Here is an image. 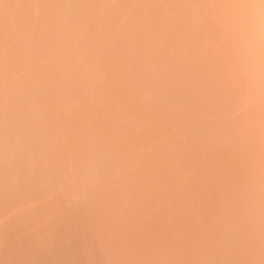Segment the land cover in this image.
Returning a JSON list of instances; mask_svg holds the SVG:
<instances>
[{
    "label": "bare ground",
    "instance_id": "6f19581e",
    "mask_svg": "<svg viewBox=\"0 0 264 264\" xmlns=\"http://www.w3.org/2000/svg\"><path fill=\"white\" fill-rule=\"evenodd\" d=\"M186 1L0 0V98L5 105L0 106V121L5 120V133L19 131L29 135L37 132L41 119L51 112L56 113L49 98L55 92L73 96L77 85V76L73 73L82 71L100 58L107 60L104 64L111 69L123 64L133 74L138 73L135 79L138 84L132 83L133 90L140 91V100L146 104L152 105L158 99H155L159 94L157 84L161 87L162 82H166L169 87L186 88L182 92L166 89L160 95L161 98L170 96L177 99V105L170 108L166 118L175 119L176 124L182 122L184 128L181 130L190 138L185 134L187 138L182 143L168 150L163 143L155 140L153 132L160 128L158 120L146 119L142 125L147 128L149 140H152L147 160L152 158L156 163H162L167 168L165 172L178 179L177 187L181 196L186 198L190 197L194 188L202 187L204 181L210 184L216 179L225 180L231 176L233 170L223 165L225 160L234 162L236 166L238 164L240 168L250 159L257 167L255 180L234 198L235 204L248 194L252 199L241 204L243 210L239 214L227 213L215 220L216 237L203 242L204 253L199 250L195 258L200 260L192 262L264 264V0H205L198 10L187 7ZM135 5L140 7V15L134 13ZM161 8L171 13V21L157 27L150 22V17ZM47 69L51 75L47 73V76L40 77V72ZM56 70L58 72H54ZM30 75H34L35 79L28 77ZM102 84V81L94 84V87L97 86L96 95L100 94L102 101L113 100L108 98L106 87ZM64 87L69 91L63 90ZM117 97L121 98L120 95ZM26 100L33 101L35 105L25 115L22 104ZM200 118H207L206 121L216 125L213 129L233 142L232 146L208 144L203 148L197 145L200 138L196 132L200 126L196 122L194 130L192 124ZM107 120L105 117L103 123ZM133 122L131 118L123 121L111 119L110 128L105 130H110V135L114 132L113 136H107L112 148H122V135L125 134L122 129L128 134L125 144L140 133V129L131 131ZM236 141L243 143L236 144ZM120 159V156H109V153L101 156L97 179L79 202H85L84 208L77 209V212L81 211L80 218L75 219L68 214L66 220L53 223L55 228H47L50 225L36 217L40 212L38 209L35 208L32 213L19 208L11 210L7 205L10 196L0 195V254L19 253V263L15 262V255L14 260L7 264H41L42 261L62 264L64 259L69 260L67 253L50 255L58 247L54 242L57 241V233L61 232L68 235V248L71 250L68 254L80 258L85 255L79 249L85 244L87 229L91 230L89 227L96 220L101 227L105 225V228L112 229L115 225L116 229L129 233L145 219H140V216L146 212L155 219V229L174 232L179 221L181 228L189 227L193 214L183 213L185 203L177 214H170L167 213L169 201L165 206L158 203L157 207H153L142 202L145 196L139 200V191L133 189L124 177L128 163L120 164ZM177 161L185 165L182 170L177 169ZM191 169H194L193 177L188 175ZM165 172L161 178L166 181L168 174ZM115 199L125 204L131 201L132 207L125 205L128 210H124L123 203L119 202L122 211L117 209L120 212L118 216L114 214L117 207L113 205H118ZM98 202L100 206L96 209ZM108 204L111 205L110 212L105 209ZM104 215L107 222L103 219ZM108 217L115 219V224ZM105 232L100 233L105 235ZM94 235L88 237L95 238ZM99 236L98 239L101 238ZM107 237H111L110 234ZM105 239L104 246L103 242L93 239V247L103 246L102 252H105L106 248L114 246L115 241L111 246L112 239L108 238L107 242L111 245L107 247ZM87 242L89 245L92 243L88 239ZM115 243L118 244L117 241ZM93 247H87V254L90 250L94 251ZM114 247V250L110 248L111 251L107 249L105 254L118 251ZM25 249L26 254L22 252ZM98 253L93 254L96 257ZM101 254L104 253H99L103 258ZM106 255L103 260L109 254ZM123 258L126 259V256L123 255Z\"/></svg>",
    "mask_w": 264,
    "mask_h": 264
},
{
    "label": "rangeland",
    "instance_id": "374dc122",
    "mask_svg": "<svg viewBox=\"0 0 264 264\" xmlns=\"http://www.w3.org/2000/svg\"><path fill=\"white\" fill-rule=\"evenodd\" d=\"M204 2L205 0H188L186 4L187 7L198 10L203 6ZM139 8V6L135 5L134 13L140 15ZM170 14L171 13L167 9H157L152 13L150 22H154V25L159 27L171 21ZM162 42H164L163 39ZM106 61L107 60L104 58L96 59L95 62L82 71H75L73 73V76H77V85L72 93L73 96H63L55 92L53 97L49 99L56 113L51 112L46 117L42 118L39 127H37V132L29 135L19 131L5 133V120L1 119L0 195H2V197L10 196L7 205H9L11 210L19 208L23 210V212L32 213L35 208L38 209L40 212L39 215L36 214V217L50 225L47 228H55L52 226L53 223L66 220L68 214H71L75 219L80 218L79 215L81 213L79 212L81 211L77 212V209L84 208L85 202L82 204L79 202L84 198L87 188L92 186L97 179V172L101 167V156L104 154L107 156V153H109V156H120V164L128 163V170L124 177H127L128 182L133 185V189L139 191L140 197L138 199L140 200V198L145 196L142 202L147 206L153 207H157L158 203H160V206H165L169 201L167 213L170 214H177V212L181 211L180 206L182 207V204L185 203L186 205L184 206H186V208L182 207V209H185L183 213L185 215H189V213L193 214L191 222L188 223L189 227L181 228L179 221L175 226L174 232L158 230L153 227V221L155 219L149 217L146 212H143L140 219L143 217H145V219L140 221V225H136L132 232L126 233V230L123 232V229H116L117 227L115 225V228L111 226L112 229L116 231L119 230L120 234L118 231L117 233L110 229V227L105 228V225L101 227L99 221L95 219V223H92L96 225V227L91 223L93 227L90 225L89 228H91V230L87 229L85 244H82V247L79 249L83 250V255L85 254L84 256H80L81 259L77 258V256L75 257V255L68 254L71 252L68 248V235L62 232L57 233V241L54 242V245H58V247L51 251L50 255L67 253V259L69 260L64 259V264H195V262L197 263L200 260L195 258L199 250L204 253L202 248L203 242L216 237V232L218 230L215 220L218 221L223 214H239L243 210V208L240 207L241 204L248 203L252 199L250 194H248L245 195L248 197L243 199L240 198L238 203L235 204L236 199L234 198L237 197V194L243 191L250 182L255 180L257 167L253 162H250V159L245 162L246 165L244 164V166L240 168L238 164L236 166L234 162L225 160L222 162L223 165H225L227 169L233 170L231 176L227 177L225 180L216 179L215 182L211 181L210 184L207 183L208 181H204L203 186H205V184L207 185L199 189L194 188L195 190L190 192L191 195L189 198H186L184 195L181 196V190L177 187L178 179L169 175L171 174L170 172H165L167 168L164 167L162 163H156L152 158L147 160L151 153L149 152V142L152 140H149L150 133L147 128L144 129L142 124L146 119L158 120L160 128L157 132H153L155 134V140L159 141L160 144L163 143L164 147H167L168 150L173 146V148H176V145L182 143L187 136L190 138L188 133L181 130L184 128L182 122L176 124L175 119L170 120L166 118L168 117L167 115L170 112V108L177 105L175 104L177 103V99L170 96H163L161 98L160 95V93L165 92L166 89L171 90L172 88L174 92H182L186 88H182L181 90V88L169 87L168 83L162 82L161 87L159 84L156 85L159 94L155 96V99H158L155 100V103L152 105L146 104L140 100V91L133 90L135 83L138 84V81L135 80L138 73L133 74L134 72H132V70L130 71V69L123 64L119 68L111 69L107 64H104ZM54 72H58V70ZM31 73L32 72L29 74ZM40 73L44 74H41L40 77L47 76V73H49V76L51 75V71L48 69L42 70ZM130 75H132V77H130ZM28 77L35 79L34 75ZM104 80L106 82H104ZM95 81L96 83L98 81L104 83L102 85L106 87L108 98H112L113 100H100V94L96 95L95 89L97 86L94 87V84H96ZM132 83H134L133 86ZM63 90L69 91L65 87ZM117 95H120L121 98H118ZM132 96L134 97L132 98ZM168 103H170V107H168ZM34 105L33 101L26 100L22 104L23 114L26 115L29 109ZM0 106H5L1 98ZM15 108L17 109L16 105ZM102 109L104 110L102 113L106 112L105 115L100 112ZM105 117H107L108 120L104 124L103 121ZM126 118L134 120L133 126L130 128L131 131L135 129H140L141 131H139L140 133L137 136L130 138V140L133 141L129 142L128 140L125 144L124 141L128 139V134L125 129H122V133H125L122 135V148H112L107 136H113L114 132L110 135V130L105 129L110 128L111 119H120L123 121ZM206 119H196L192 124V129L194 130L195 125L198 124L200 126L197 128L198 131L196 132L200 138V140L197 141V145L201 147L204 146L203 148H206L208 144L220 145L222 147L232 146L233 142L226 139L224 134H220L219 131L213 129L216 125L211 123L210 120L206 121ZM196 122L197 124H195ZM216 123L218 126L217 121ZM106 124L107 128H105ZM118 126L115 127L116 130ZM124 128L128 127L124 126ZM239 143H243V141H236V144ZM125 156L126 159L124 160ZM176 163L178 170H182L185 167L184 164H180L178 161ZM193 170L194 169H191L188 172L190 177H193ZM163 172H165L164 174H168L166 181L161 178ZM189 183L191 184V182ZM115 200L118 202V205H113V207H117L114 208L116 211L113 210L116 212L114 214H120L122 207L124 210H128V208L132 207L131 201H129L130 203L127 201V204H125L123 201H118V199ZM99 202L96 205V209L100 206ZM119 202L120 204L123 203V206L120 205ZM125 205H129L128 208ZM110 206V204L105 206L107 207L105 208L107 212H110ZM117 209H119L120 212H117ZM103 217V219H105L106 215ZM223 218L224 217H222L220 221ZM110 219L113 224H115L114 222L116 220ZM105 220V222H107V219ZM197 221H199L200 225L196 224ZM58 223H56V225ZM63 224L65 225V223ZM118 224H120V222H118ZM99 227L102 229L100 230ZM105 230L110 231H106L108 232L106 233ZM93 231H95V233ZM101 231L102 233L104 231L105 235H103L104 233L101 234ZM112 232H116V234ZM91 233L95 234V238H89L93 236ZM96 233L97 236H99L98 233L103 235L99 236L102 238H99L102 241L97 238ZM106 234L107 236L110 234L111 237H107ZM253 236L255 235L253 234ZM103 237H106L107 240ZM108 238L112 239H110L112 245L110 242H107L109 241ZM1 239L2 237L0 236V246ZM87 239L92 242H90L91 245H89ZM93 239H95V242L100 243L105 239L107 247L110 245L113 246V242L117 241L118 244L114 242V246L118 248V251H113L115 248L114 246V248H106L105 246V252L108 251L107 249L111 251L110 248L113 249L112 251L114 252H107V255L111 254L110 257H108L109 255L107 256L105 252H102V250L104 251V242L103 246L99 243L102 249L99 248L98 245L95 248V246L93 247ZM86 243L88 244L86 245ZM43 245L44 243H42V248ZM86 246L88 248L90 247L89 249H92V247L94 248V251L92 250L93 252L90 250V252H92L91 254L89 252L90 255L87 254L89 249H87ZM97 248H99L101 252H99ZM119 250L122 251V253L124 252L123 255L124 257L126 256V259L123 258L121 252L117 253ZM22 252L24 254L27 253L26 249ZM98 252L104 253V255L101 254L103 258L99 256ZM93 253H98V257L96 256L97 260ZM18 254L19 253L13 252L12 254L4 255L2 252L0 254V264H7L9 261L14 260L15 255V262L19 263V259H17L19 258ZM86 255L91 260H89ZM105 255L107 258L103 260ZM92 256L95 260H92ZM84 258L87 259L84 260ZM99 259L101 261H99ZM63 262L61 261L62 264ZM41 264L53 263L49 261L44 263L42 261Z\"/></svg>",
    "mask_w": 264,
    "mask_h": 264
}]
</instances>
